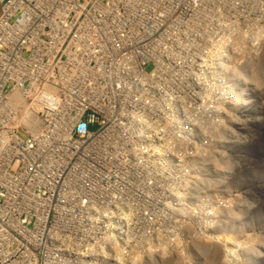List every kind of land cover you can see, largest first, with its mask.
Here are the masks:
<instances>
[{
    "label": "built area",
    "instance_id": "2783aa9c",
    "mask_svg": "<svg viewBox=\"0 0 264 264\" xmlns=\"http://www.w3.org/2000/svg\"><path fill=\"white\" fill-rule=\"evenodd\" d=\"M263 31L264 0H0V264H196Z\"/></svg>",
    "mask_w": 264,
    "mask_h": 264
},
{
    "label": "rangeland",
    "instance_id": "374dc122",
    "mask_svg": "<svg viewBox=\"0 0 264 264\" xmlns=\"http://www.w3.org/2000/svg\"><path fill=\"white\" fill-rule=\"evenodd\" d=\"M262 37L261 40H264V31L262 32ZM261 48L264 56V45H261ZM245 65L248 68L245 72L249 74V78H254V83L258 81V84L262 81L261 85H264V77L259 78V75L255 74L258 76V78H255L252 72V69H255L256 72L261 74L264 71V60H258L253 66L249 62ZM237 81L238 78L231 79V85H234ZM259 89L262 93V88ZM261 93L258 92L257 94L260 96L261 105L264 109V94L261 95ZM245 101L248 102L249 100L245 99ZM246 111V113L243 112L245 115V123L240 127L243 130L241 132V138H245L239 143L242 146V151L239 155L231 154L229 156L231 161L229 164H231V167L227 171L228 174H224V178L227 179L225 180L226 182L223 180L224 178L222 179L225 182L226 188L214 186V189H208V192L206 188H198V199L199 197L208 196L207 199L209 205H211L215 196L216 203L213 206H208L206 215L201 217L197 216L194 221L193 231L190 234L192 246L200 248L202 241L200 242L199 238L203 237V234L207 237V241L210 243L209 246L212 247L207 253L200 249L201 251H195L197 254H192L189 257L194 262V258L197 256L196 264H264V122L258 123L257 125L259 126L252 127V119L258 117L256 114L258 111L257 109H246ZM262 117L264 119V115ZM232 125H235L234 121H230L229 125V127L231 126V130H234ZM218 160L215 159L214 162ZM213 175L216 176V171H214ZM216 179L215 177V181ZM236 197L239 198L237 204ZM242 202L245 204L243 205ZM203 204L205 203L199 202V207L195 206L193 212L198 209L197 212L203 214L204 212L201 210V205ZM248 208L250 210H247ZM208 215H213L212 223L207 221L206 218ZM237 215H240L238 216L241 222L239 224L236 222ZM247 221H251L249 223H251L252 230L251 228L250 230H245L244 227ZM225 222L230 225L229 229L225 225ZM242 230L244 231L242 234L245 235L244 238L241 237ZM242 249L244 251L248 249L246 253H250L252 258L254 257L251 262L249 260L245 261L247 256L242 253L244 252ZM182 262L184 264L187 263L185 258L181 259ZM167 263L173 264L170 261H167Z\"/></svg>",
    "mask_w": 264,
    "mask_h": 264
},
{
    "label": "bare ground",
    "instance_id": "6f19581e",
    "mask_svg": "<svg viewBox=\"0 0 264 264\" xmlns=\"http://www.w3.org/2000/svg\"><path fill=\"white\" fill-rule=\"evenodd\" d=\"M251 64V63H250ZM254 64V63H253ZM253 66V65H252ZM252 76V75H251ZM249 78V77H248ZM244 78L245 80H246V82L245 83H243V85H241L242 86V88H244V86H247V89L246 90H243L246 94H245V96L246 97H249V101L247 102V104H244V105H242V107L241 108H245V107H247V106H251L252 107V105H253V103H252V100H251V98H253L254 96H255V93L257 94L258 92L259 93H261V91H260V87L259 88H255L254 89V78ZM253 81V82H252ZM256 81H257V79H256ZM264 82V81H263ZM252 83H253V85H252ZM257 83H258V81H257ZM261 83H262V81H261ZM264 84V83H263ZM247 93H249V95L247 94ZM240 95H241V97H242V100H243V98H245V96L243 97L242 95H244L243 93L241 94L240 93ZM237 99H239V94H237ZM251 100V101H250ZM262 108H263V106H262ZM248 109V108H247ZM252 110V109H251ZM260 110V109H259ZM264 110V109H263ZM250 115H252L251 113H250ZM260 118L261 119H263L261 116H260ZM260 122H262L260 119H259V116L257 117V118H254V119H252V123H255V124H258V123H260ZM233 124V123H232ZM247 135V134H246ZM245 135V136H246ZM245 138H242L241 140H244ZM248 139V138H247ZM247 139H246V141H247ZM237 143H239V141L237 140ZM216 145H218L219 147H220V149H221V151L222 150H225L226 148L221 144V143H216ZM231 147L233 150H234V152H235V149H237V147H238V150H239V153L242 151V146L241 145H239V144H231L230 142H229V144L227 145V148L228 147ZM236 153V152H235ZM242 158V157H241ZM237 160H239V159H237ZM219 161H220V159L217 161V162H215L216 164H218L219 166H220V168L219 169H217V170H215L216 171V176L215 175H213V179H215V177L218 179V180H220V179H223L224 178V174H226V172L230 169V167H231V164H227V167L226 166H223L222 168H221V165H220V163H219ZM231 161H230V159H228V161H227V163H230ZM233 166V165H232ZM213 174H214V172H213ZM228 174V173H227ZM226 174V175H227ZM230 174V173H229ZM228 178V177H227ZM217 179H216V181L215 180H213V183H210V185L211 186H215V187H225L226 188V186H225V184H221V185H217L215 182H217ZM226 179V178H225ZM233 179V178H232ZM227 180V179H226ZM237 180V179H236ZM226 182V181H225ZM228 183V182H227ZM230 183V182H229ZM232 185V184H231ZM228 186H229V184H228ZM231 187V186H230ZM207 190V192H208V189H206ZM198 196V188H197V194H196V197ZM237 198V197H236ZM197 200H198V198H197ZM238 200H239V198H237L236 199V204L238 203ZM244 202H246V201H244ZM244 202H242L243 203V205L245 204ZM242 205V204H241ZM196 206H198V205H196ZM241 209H243V208H241ZM247 210H250L249 208L247 209ZM241 211V210H240ZM240 211H238V212H240ZM244 211V210H243ZM239 214V213H238ZM247 214V213H246ZM238 216H240V215H237V224H239V223H241L239 220L240 219H238ZM255 217V216H254ZM244 220V219H243ZM242 221V220H241ZM249 222H251V221H247L246 222V226L244 227L245 228V230H247V229H249L250 230V228H251V223H249ZM223 223V222H222ZM221 223V225H223ZM218 225V224H217ZM225 225L228 227V229H229V227H230V225L227 223V222H225ZM243 225V224H242ZM245 225V224H244ZM220 227V226H219ZM225 228V227H224ZM227 230V229H226ZM244 230V229H243ZM242 230V232H241V237L242 238H244L245 237V235H242L243 234V231ZM251 230H252V228H251ZM222 231H223V229H222ZM202 236L203 237H201V238H199V241L201 242L202 241V243H201V245H200V248H198V247H195V246H193V249H194V251H197V250H202V251H204L205 253H207L208 251H210V248H212V247H210L209 245H210V243L207 241V237H205V235H203L202 234ZM239 237V236H238ZM249 238V237H248ZM222 244V243H221ZM244 244V243H243ZM223 245H225V244H223ZM264 246V245H263ZM256 247V246H255ZM251 248H253V247H251ZM260 248H261V246H260ZM241 249V248H240ZM253 249H255V248H253ZM200 250V251H201ZM246 250H248V249H246ZM246 250L244 251V249H242V251H244V252H242V253H244L245 254V256H247V258H246V260L245 261H252V259L254 258H252L251 256H250V253H246ZM257 250V249H256ZM260 250V249H259ZM263 250V249H262ZM252 253V252H251ZM254 253V252H253ZM255 254V253H254ZM256 255V254H255ZM254 255V256H255ZM202 257H203V254H202ZM206 257V256H205ZM261 257V256H260ZM245 258V257H244ZM246 263V262H245Z\"/></svg>",
    "mask_w": 264,
    "mask_h": 264
}]
</instances>
